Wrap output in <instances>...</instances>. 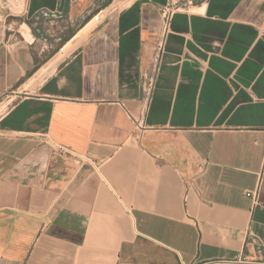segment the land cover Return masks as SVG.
<instances>
[{"label":"crops","instance_id":"obj_1","mask_svg":"<svg viewBox=\"0 0 264 264\" xmlns=\"http://www.w3.org/2000/svg\"><path fill=\"white\" fill-rule=\"evenodd\" d=\"M23 3L0 32V264L264 260V0Z\"/></svg>","mask_w":264,"mask_h":264},{"label":"built area","instance_id":"obj_2","mask_svg":"<svg viewBox=\"0 0 264 264\" xmlns=\"http://www.w3.org/2000/svg\"><path fill=\"white\" fill-rule=\"evenodd\" d=\"M99 15H100V13L97 14L96 16H99ZM169 24H170V12L168 10H165L164 11L163 35H162L161 40H160L158 47H157L156 56L154 58V65L143 76V84H142L143 94H144L143 101L146 105L149 104V102L151 101V98H152L155 80H156V76H157V64H158V62L161 58V55L163 53L165 36H166V33L168 32ZM138 125H140V123H138ZM247 196L251 197L253 199L255 198V194L251 193V192H248ZM203 264H264V260H257V261L250 260V261H248L246 259L237 258V259L229 260V261L228 260H226V261H211V262H207V263H203Z\"/></svg>","mask_w":264,"mask_h":264},{"label":"rangeland","instance_id":"obj_3","mask_svg":"<svg viewBox=\"0 0 264 264\" xmlns=\"http://www.w3.org/2000/svg\"><path fill=\"white\" fill-rule=\"evenodd\" d=\"M24 0H0V32L4 31L7 27H11L12 30L18 32L20 26L24 24L22 18H20L21 11L23 10ZM101 18V17H100ZM93 20V19H92ZM98 22L95 20L92 23L93 28ZM86 30L83 35L87 34ZM70 46L66 49V51ZM17 98H9L0 103V117L5 114L8 109L16 102Z\"/></svg>","mask_w":264,"mask_h":264},{"label":"bare ground","instance_id":"obj_4","mask_svg":"<svg viewBox=\"0 0 264 264\" xmlns=\"http://www.w3.org/2000/svg\"><path fill=\"white\" fill-rule=\"evenodd\" d=\"M97 21V22H99L100 21V15L99 16H95L94 18H93V20L88 24V26L84 29V31H83V33L87 30L88 31V29L90 28V27H92V23L94 22V21ZM69 46H67L66 47V49L68 48Z\"/></svg>","mask_w":264,"mask_h":264}]
</instances>
